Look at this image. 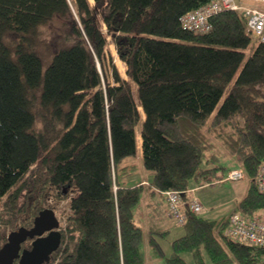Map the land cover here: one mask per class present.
I'll list each match as a JSON object with an SVG mask.
<instances>
[{
    "label": "trees",
    "instance_id": "1",
    "mask_svg": "<svg viewBox=\"0 0 264 264\" xmlns=\"http://www.w3.org/2000/svg\"><path fill=\"white\" fill-rule=\"evenodd\" d=\"M210 1L0 0V246L5 228L30 227L67 198L48 264H142L147 203L160 225L166 216L185 229L166 256L153 233L168 228L149 230L164 264H188L183 252L204 264L202 250L215 264H263L264 246L225 233L231 214L264 213V40L241 9L212 12L207 31L186 29L182 17ZM128 155H140L148 178L125 183L136 173ZM231 169L250 178L233 211L194 212L189 188Z\"/></svg>",
    "mask_w": 264,
    "mask_h": 264
},
{
    "label": "rangeland",
    "instance_id": "2",
    "mask_svg": "<svg viewBox=\"0 0 264 264\" xmlns=\"http://www.w3.org/2000/svg\"><path fill=\"white\" fill-rule=\"evenodd\" d=\"M247 1L250 0H242L241 4L245 6V8H252L254 7H262L264 8V0H252L250 3L247 4ZM247 6V7H246ZM244 11V8L240 10L242 13ZM241 17L242 14L240 15ZM211 24L208 22V26H204L201 31L207 30ZM107 48L109 49V52L113 58V62L115 64V67L119 74L124 78L125 76V64L124 62L120 59V57L117 55L116 50L114 48V45L112 43L108 44ZM116 60H115V59ZM119 59V60H118ZM137 143H139V136L137 135ZM139 146V144H138ZM126 162L133 163L135 167V175L134 177L127 179L125 183L131 184L135 181H139L142 178H148L149 173L146 169L142 167V160L140 155H128L124 159ZM223 163H225L223 161ZM232 166H237V165H232ZM122 180V178L120 177ZM250 184V178L246 175L241 178L237 179H226L225 177H221L219 179H214L210 181V183L204 184L202 186H194L193 189V194L196 189H198L194 195L197 196V198L192 199L193 201H198L201 203V205H204V208L202 207L201 215L203 217H209V218H220L230 211H233L234 206L236 202L246 193L248 187ZM197 199V200H196ZM66 202L67 198L62 199L59 204L55 208V213L57 217L59 218L60 225H64V216L66 213ZM203 203V204H202ZM207 210V212H206ZM5 207L4 204L0 206V221H1V216L4 215ZM168 212H166V215ZM1 224V222H0ZM162 225L164 224V227L167 226L169 231L167 233H153V236L159 243L161 249L163 250L165 256L169 255L170 252L172 251L171 249V240L173 239V233L174 230L177 229L185 233V229L183 225H177L172 222L171 219L167 218V220L164 223H161ZM4 225V224H3ZM61 225V227H62ZM160 224L153 225L151 226L150 224H147V226H144L143 228V237L142 240L139 244V249L142 253L143 256V262L142 264H164V257L160 256L158 253H156L153 249V246L148 243V238L149 235L151 234L149 232L150 229H156V232H161V228L163 226ZM242 225V224H241ZM4 228V227H3ZM2 229V228H1ZM8 228L4 229V234L6 235L8 233ZM183 233V234H184ZM244 244V243H243ZM183 258L188 264H197L196 260L194 257L191 255L190 252H183L182 253ZM202 256L206 261V264H215V263H210L207 259L208 255L206 251L202 250ZM230 264H237L235 262H232Z\"/></svg>",
    "mask_w": 264,
    "mask_h": 264
},
{
    "label": "built area",
    "instance_id": "3",
    "mask_svg": "<svg viewBox=\"0 0 264 264\" xmlns=\"http://www.w3.org/2000/svg\"><path fill=\"white\" fill-rule=\"evenodd\" d=\"M221 8L242 9L243 7L237 5L233 0H213L185 14L182 17V21L189 29L201 30L205 25L208 26V15ZM244 10L246 11V15L243 18L246 21L248 30L254 37L264 40V10L249 7L244 8ZM241 175V169H231L228 172V178L230 179L239 178ZM258 180L259 189L264 191V165L258 171ZM166 201L168 202V212L178 222L183 221L184 214L179 210L180 198L178 193L168 191ZM190 207L194 212H199L201 211L202 205L198 201L190 200ZM231 223L233 225L227 229V236L242 243L249 242L264 245V218L260 216L246 217L233 213L231 214ZM262 263L264 264V256Z\"/></svg>",
    "mask_w": 264,
    "mask_h": 264
},
{
    "label": "water",
    "instance_id": "4",
    "mask_svg": "<svg viewBox=\"0 0 264 264\" xmlns=\"http://www.w3.org/2000/svg\"><path fill=\"white\" fill-rule=\"evenodd\" d=\"M59 219L53 208L44 207L33 218L30 227L19 226L10 231L6 240L0 246V264H40L55 250L61 240L58 229ZM44 231H48L42 235ZM33 238L30 248L20 251L21 243L27 238Z\"/></svg>",
    "mask_w": 264,
    "mask_h": 264
},
{
    "label": "crops",
    "instance_id": "5",
    "mask_svg": "<svg viewBox=\"0 0 264 264\" xmlns=\"http://www.w3.org/2000/svg\"><path fill=\"white\" fill-rule=\"evenodd\" d=\"M242 1V0H241ZM251 1H247V4H251L250 3ZM259 8H262V7H259ZM262 9H264V8H262ZM194 186H192V187H190L189 189H190V193L191 194H193V190H192V188H193ZM188 189V190H189ZM198 189H196L195 190V192L197 191ZM195 192H194V194H195ZM196 194H197V192H196ZM196 196V195H195ZM197 197V196H196ZM203 204V203H202ZM203 208H204V205H203ZM162 211H160V212H158L157 214H156V216H152V212H151V207H149V205H147V203H146V205H145V207L143 208V210H142V214H143V222H147V224H148V222H153L154 220L156 221V222H158V220L156 219L157 218V216L161 213ZM206 212H207V210H206ZM256 214H259V212H257ZM142 216V215H141ZM166 217V216H165ZM165 217H163V219L160 221V223H164L166 220H167V218H165ZM170 219V218H169ZM154 223V222H153ZM147 224L145 225V226H147ZM155 225H157V224H159V222L158 223H154ZM153 224V225H154ZM163 226V228H164V224L162 225ZM166 228H168L167 226H165ZM168 231H169V229H168ZM183 233L184 232H182V231H180V229L179 230H177V229H175L174 230V233H173V239L175 238V237H177V236H180V235H183ZM208 259V258H207ZM208 261H209V259H208ZM204 264H206V261H205V259H204ZM210 262V261H209ZM211 263V262H210ZM232 263V262H231Z\"/></svg>",
    "mask_w": 264,
    "mask_h": 264
},
{
    "label": "flooded vegetation",
    "instance_id": "6",
    "mask_svg": "<svg viewBox=\"0 0 264 264\" xmlns=\"http://www.w3.org/2000/svg\"><path fill=\"white\" fill-rule=\"evenodd\" d=\"M33 223V222H32ZM32 225V224H31ZM48 231H44L43 233H42V235H44V234H46ZM34 238V237H33ZM33 238H29V237H27L22 243H21V248H20V251H21V249H23V248H30L31 247V241H32V239ZM56 250V249H55ZM55 250H53L50 254H49V256L46 258V259H44L40 264H48L49 263V260H50V257L53 255V253L55 252Z\"/></svg>",
    "mask_w": 264,
    "mask_h": 264
},
{
    "label": "bare ground",
    "instance_id": "7",
    "mask_svg": "<svg viewBox=\"0 0 264 264\" xmlns=\"http://www.w3.org/2000/svg\"><path fill=\"white\" fill-rule=\"evenodd\" d=\"M201 7V6H200ZM216 12V11H215ZM211 14V13H210ZM210 14H209V17H210ZM213 14V13H212ZM242 16H244V15H246V11L244 10V11H242ZM183 15V14H182ZM241 18H243V17H241ZM208 21V20H207ZM182 23V22H181ZM212 25V24H211ZM186 28V27H185ZM212 28V27H211ZM186 29H189V28H186ZM115 59V58H114ZM116 60V59H115ZM119 60V59H118Z\"/></svg>",
    "mask_w": 264,
    "mask_h": 264
}]
</instances>
